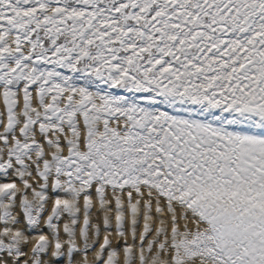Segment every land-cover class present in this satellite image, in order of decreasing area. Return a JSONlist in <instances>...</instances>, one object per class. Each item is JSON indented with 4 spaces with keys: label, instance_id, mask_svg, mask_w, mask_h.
<instances>
[{
    "label": "snow or ice",
    "instance_id": "1",
    "mask_svg": "<svg viewBox=\"0 0 264 264\" xmlns=\"http://www.w3.org/2000/svg\"><path fill=\"white\" fill-rule=\"evenodd\" d=\"M0 264H264V0H0Z\"/></svg>",
    "mask_w": 264,
    "mask_h": 264
},
{
    "label": "rangeland",
    "instance_id": "2",
    "mask_svg": "<svg viewBox=\"0 0 264 264\" xmlns=\"http://www.w3.org/2000/svg\"><path fill=\"white\" fill-rule=\"evenodd\" d=\"M78 243H79V241H78Z\"/></svg>",
    "mask_w": 264,
    "mask_h": 264
}]
</instances>
